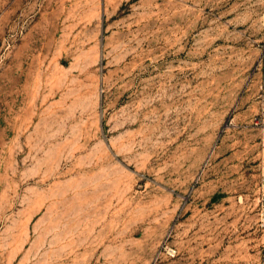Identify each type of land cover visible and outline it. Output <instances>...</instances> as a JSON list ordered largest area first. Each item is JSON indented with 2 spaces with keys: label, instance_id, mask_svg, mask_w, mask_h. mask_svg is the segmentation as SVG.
<instances>
[{
  "label": "rangeland",
  "instance_id": "374dc122",
  "mask_svg": "<svg viewBox=\"0 0 264 264\" xmlns=\"http://www.w3.org/2000/svg\"><path fill=\"white\" fill-rule=\"evenodd\" d=\"M264 0H0V264H257Z\"/></svg>",
  "mask_w": 264,
  "mask_h": 264
},
{
  "label": "built area",
  "instance_id": "2783aa9c",
  "mask_svg": "<svg viewBox=\"0 0 264 264\" xmlns=\"http://www.w3.org/2000/svg\"><path fill=\"white\" fill-rule=\"evenodd\" d=\"M257 71L259 74L256 92V113L252 118V127L256 132L260 158L258 164L259 188L257 198L258 223L264 230V42L261 46ZM257 264H264V249L261 251Z\"/></svg>",
  "mask_w": 264,
  "mask_h": 264
}]
</instances>
